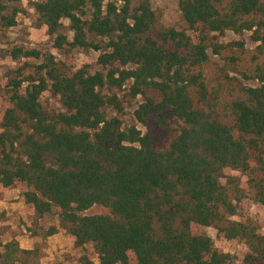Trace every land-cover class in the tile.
Returning <instances> with one entry per match:
<instances>
[{"label": "trees", "instance_id": "trees-1", "mask_svg": "<svg viewBox=\"0 0 264 264\" xmlns=\"http://www.w3.org/2000/svg\"><path fill=\"white\" fill-rule=\"evenodd\" d=\"M178 1L184 30L151 0H0V38L27 17L60 56L0 48L17 65L0 77V185L100 264H238L205 228L264 264L250 213L264 207V0ZM76 51L99 53L103 71ZM125 98L142 100L132 125ZM0 247V264H41L40 248Z\"/></svg>", "mask_w": 264, "mask_h": 264}, {"label": "rangeland", "instance_id": "rangeland-1", "mask_svg": "<svg viewBox=\"0 0 264 264\" xmlns=\"http://www.w3.org/2000/svg\"><path fill=\"white\" fill-rule=\"evenodd\" d=\"M154 10L160 15V21L163 27L174 28L177 30L186 29L185 22L179 9L178 0H151ZM26 4V1H25ZM33 14V10H30ZM65 26H69V21H65ZM70 40H73V34L67 30ZM238 37L228 33L222 40L230 42ZM249 47L255 45L251 41V35L246 34L244 37ZM24 46L26 48H35L38 50H49L60 58L58 52L53 49V44L47 36V29H36L32 25L30 18L21 17L19 26L6 33L0 38V48ZM76 62L79 68L90 67L92 72L103 71L98 65L99 53L97 52H74ZM214 61H217L213 57ZM17 65L10 58L3 59L0 57V77H3L6 68H15ZM254 85V84H252ZM121 98L125 97V92H118ZM125 124L132 125L134 122V113L141 104L142 100H132L125 98ZM2 98L0 97V108ZM109 116L114 115V111L107 110ZM225 176H238L242 174L238 171L227 169ZM225 183V180L223 181ZM21 190H8L0 185V245L5 246L9 243H17L23 250H34L40 248L42 251L41 264H81L83 256H87L95 264H100L98 256L95 254L94 247L89 245L86 249L77 248L75 239L60 229L57 218L46 217L41 221L39 226L35 227L34 209L27 205L21 196ZM107 210L102 207H93L87 215H102ZM250 213L259 221L261 233L264 234V207L253 204L250 207ZM52 227L59 229L58 233L52 237H46L47 232ZM204 231L215 241L217 247L225 252L234 255L238 264H242L248 248L238 242L227 241L218 238L217 231L213 228H205ZM3 249L0 247V252Z\"/></svg>", "mask_w": 264, "mask_h": 264}]
</instances>
